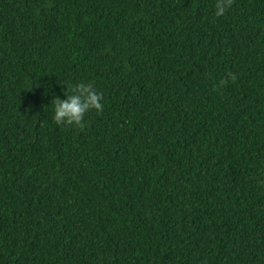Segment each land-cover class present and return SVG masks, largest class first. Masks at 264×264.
I'll use <instances>...</instances> for the list:
<instances>
[{"label": "trees", "instance_id": "trees-1", "mask_svg": "<svg viewBox=\"0 0 264 264\" xmlns=\"http://www.w3.org/2000/svg\"><path fill=\"white\" fill-rule=\"evenodd\" d=\"M216 3L0 0V264H264V0Z\"/></svg>", "mask_w": 264, "mask_h": 264}, {"label": "clouds", "instance_id": "clouds-1", "mask_svg": "<svg viewBox=\"0 0 264 264\" xmlns=\"http://www.w3.org/2000/svg\"><path fill=\"white\" fill-rule=\"evenodd\" d=\"M230 4L231 0H217L214 15L222 16ZM64 97L63 99L56 97L51 101L52 119L57 126H83L82 121L85 113L92 110L99 113L104 108L103 97L93 89L91 84L72 85L67 83Z\"/></svg>", "mask_w": 264, "mask_h": 264}]
</instances>
